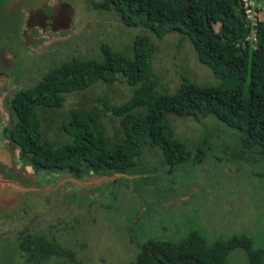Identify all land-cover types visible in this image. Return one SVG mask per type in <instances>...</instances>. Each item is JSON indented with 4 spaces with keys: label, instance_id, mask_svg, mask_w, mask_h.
<instances>
[{
    "label": "rangeland",
    "instance_id": "374dc122",
    "mask_svg": "<svg viewBox=\"0 0 264 264\" xmlns=\"http://www.w3.org/2000/svg\"><path fill=\"white\" fill-rule=\"evenodd\" d=\"M100 2L0 0V180L12 186L0 191V264H23L15 241L23 228L52 235L75 252L77 264H129L144 243H180L190 232L207 243L243 235L252 249L264 251V152L213 116L167 114L173 136L200 161L165 165L157 146H146L128 174L35 172L22 161L4 132L15 120L11 96L64 62L101 59V43L131 56L134 38L148 36L149 77L158 90L175 91L184 79L218 82L185 36L170 32L158 38L125 26ZM131 92L119 76L65 93L58 109L37 106L42 135L66 142L62 124L77 109L94 112L114 140L118 118L104 105L120 104ZM246 261L244 249L228 255V264Z\"/></svg>",
    "mask_w": 264,
    "mask_h": 264
},
{
    "label": "trees",
    "instance_id": "16d2710c",
    "mask_svg": "<svg viewBox=\"0 0 264 264\" xmlns=\"http://www.w3.org/2000/svg\"><path fill=\"white\" fill-rule=\"evenodd\" d=\"M99 6L116 11L125 26L145 28L158 38L170 32L185 36L197 61L218 82L184 79L175 91L158 90L149 77L153 46L148 36L134 38L131 56L101 43V59L64 62L33 87L21 88L11 96L9 106L15 120L4 132L32 170L67 171L75 176L86 171L128 174L137 167L146 146L159 147L168 166L190 158L200 161L173 136L168 113L213 116L238 130L243 142L264 152V9L252 47L244 40L248 27L241 0H102ZM119 76L132 92L120 104L104 105L118 118L114 140L97 124L94 112L77 109L62 124L66 142L56 144L43 137L37 106L58 109L65 93L97 81L110 84ZM15 241L23 264L78 263L75 252L50 234L23 228ZM235 248L245 250V264L261 263L264 251L252 249L243 235L207 243L198 232H190L180 243H144L129 264H228Z\"/></svg>",
    "mask_w": 264,
    "mask_h": 264
},
{
    "label": "built area",
    "instance_id": "2783aa9c",
    "mask_svg": "<svg viewBox=\"0 0 264 264\" xmlns=\"http://www.w3.org/2000/svg\"><path fill=\"white\" fill-rule=\"evenodd\" d=\"M241 9L248 27L244 40L254 47L256 40V25L260 12L264 9V0H241ZM243 44V42H242Z\"/></svg>",
    "mask_w": 264,
    "mask_h": 264
},
{
    "label": "water",
    "instance_id": "95a60500",
    "mask_svg": "<svg viewBox=\"0 0 264 264\" xmlns=\"http://www.w3.org/2000/svg\"><path fill=\"white\" fill-rule=\"evenodd\" d=\"M8 181H1L0 180V191H1V188L2 189H4V188H6V187H11L12 188V186H9V185H6L5 183H7ZM4 187V188H3ZM15 188V187H14Z\"/></svg>",
    "mask_w": 264,
    "mask_h": 264
},
{
    "label": "flooded vegetation",
    "instance_id": "af4514ba",
    "mask_svg": "<svg viewBox=\"0 0 264 264\" xmlns=\"http://www.w3.org/2000/svg\"><path fill=\"white\" fill-rule=\"evenodd\" d=\"M21 88H25V87H21ZM21 88H19V89H21ZM19 89H17V91L19 90ZM11 142V141H10ZM12 143V142H11ZM12 144H14V143H12ZM15 145V144H14ZM16 146V145H15ZM16 148H17V146H16ZM17 150H18V148H17ZM19 154V153H18ZM36 172V171H35Z\"/></svg>",
    "mask_w": 264,
    "mask_h": 264
}]
</instances>
